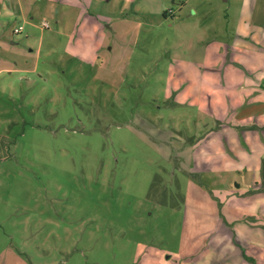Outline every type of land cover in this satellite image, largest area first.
Wrapping results in <instances>:
<instances>
[{"label":"rangeland","instance_id":"obj_1","mask_svg":"<svg viewBox=\"0 0 264 264\" xmlns=\"http://www.w3.org/2000/svg\"><path fill=\"white\" fill-rule=\"evenodd\" d=\"M263 178L264 0H0V264H239Z\"/></svg>","mask_w":264,"mask_h":264},{"label":"crops","instance_id":"obj_2","mask_svg":"<svg viewBox=\"0 0 264 264\" xmlns=\"http://www.w3.org/2000/svg\"><path fill=\"white\" fill-rule=\"evenodd\" d=\"M245 44L247 43L245 42V43H242L241 45H244V47H246ZM232 63H238V60L232 61L231 64ZM239 107L240 106H238V108ZM252 108H254V106L253 107L243 106V109H244L243 116L242 117L239 116V120L245 119L247 116L246 111L251 109L250 112H252ZM243 121L246 122L245 126H247L248 128L258 127L256 119H251V120L249 119V120H243ZM224 132H227V129H225ZM226 146H227V149L231 151L235 149L236 151L243 149V152L251 151L252 153H254L255 152L254 149H256L255 144L251 143L247 136L243 137L240 135L236 137V140L234 141L233 145L227 143ZM229 146H231L232 149H229ZM255 181L256 182L252 185L253 186L252 189H250V192H252L253 194V200L255 202V205L254 207L249 209L250 212H248V215L247 214L239 215V218L241 220L245 222L247 220H251V222L257 225L256 227L258 228V231H255V233H253L250 238V242L252 243V246H255V248H252V246L243 248V250L240 252V255H239L241 258V263L239 264H264V195L258 194L259 191L261 193L262 191H264V178L261 180V182L258 180H255ZM235 185L238 186L239 188L237 189L238 191L242 189L241 183H236L235 181ZM230 261L232 262H226L223 264H235L233 260H230Z\"/></svg>","mask_w":264,"mask_h":264},{"label":"built area","instance_id":"obj_3","mask_svg":"<svg viewBox=\"0 0 264 264\" xmlns=\"http://www.w3.org/2000/svg\"><path fill=\"white\" fill-rule=\"evenodd\" d=\"M44 26L48 27V23H45ZM22 31H23V27L21 25L15 28L16 33H20V32L22 33Z\"/></svg>","mask_w":264,"mask_h":264}]
</instances>
